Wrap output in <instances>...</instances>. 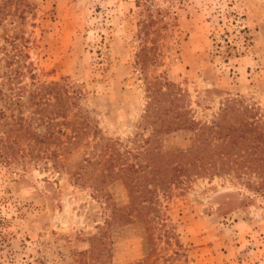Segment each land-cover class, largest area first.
<instances>
[{"label": "rangeland", "instance_id": "374dc122", "mask_svg": "<svg viewBox=\"0 0 264 264\" xmlns=\"http://www.w3.org/2000/svg\"><path fill=\"white\" fill-rule=\"evenodd\" d=\"M50 82L69 94L66 134L89 125L77 144L60 135L59 154L28 153L16 119L44 105L30 94ZM153 82L198 126L231 99L264 119V0H0V264H264L253 174L151 180L150 199L133 201L124 168L148 163L147 139L195 145L197 125L156 133Z\"/></svg>", "mask_w": 264, "mask_h": 264}, {"label": "trees", "instance_id": "16d2710c", "mask_svg": "<svg viewBox=\"0 0 264 264\" xmlns=\"http://www.w3.org/2000/svg\"><path fill=\"white\" fill-rule=\"evenodd\" d=\"M68 95L67 90L57 82L37 85L31 92L30 100H43L44 105L34 111L32 116L16 119L21 128L33 135L32 141L26 142L28 153L35 150L37 153L42 151L48 155L59 154V148L51 150L50 146L54 143L61 147L63 143H67L59 138L60 135H66L72 144H77L86 134L85 126L89 124L84 118L72 126L70 135L66 134L63 128L66 123L64 119L68 117ZM179 97L170 89L164 92L158 87V82H153L152 97L147 109L148 117H153L156 133L192 129L197 125L194 128L195 145L186 151L166 152L154 144V138L147 139L145 153L148 163L144 168H141V164H128L124 168L128 178L135 181L130 189L133 201L142 198L141 201L145 202L150 199L152 191L147 183L151 180L162 187H167L174 181H179L184 175L191 177L205 173H227L232 169L237 174H253L259 178L257 183L249 184L264 191V119L253 112L252 107L244 105L240 100L231 99L223 108L219 120L212 125L198 126L195 121L180 118L183 116V110L181 106L178 108ZM16 99L21 103V96L18 93L10 96L9 102L12 104ZM33 123L36 125L45 123L46 130H38ZM8 141V147L15 152L13 143ZM15 143L18 149L24 152L20 143ZM105 148L107 150L108 145ZM119 157L110 154L104 159L105 167L108 163L117 162ZM141 169L144 170L143 174H137ZM101 173L104 177L108 176L103 171ZM116 212L121 216H127L123 208L117 207Z\"/></svg>", "mask_w": 264, "mask_h": 264}]
</instances>
